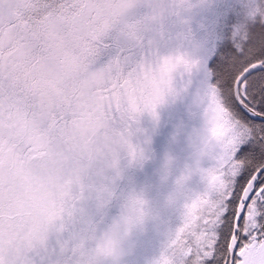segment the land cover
Instances as JSON below:
<instances>
[{"label": "snow or ice", "instance_id": "snow-or-ice-1", "mask_svg": "<svg viewBox=\"0 0 264 264\" xmlns=\"http://www.w3.org/2000/svg\"><path fill=\"white\" fill-rule=\"evenodd\" d=\"M0 264H264V0H0Z\"/></svg>", "mask_w": 264, "mask_h": 264}, {"label": "rangeland", "instance_id": "rangeland-1", "mask_svg": "<svg viewBox=\"0 0 264 264\" xmlns=\"http://www.w3.org/2000/svg\"><path fill=\"white\" fill-rule=\"evenodd\" d=\"M164 118L165 119L168 118L167 112H165ZM168 131H169L168 128H162L160 135L155 138V147H156L157 151H159L162 148L163 143H164V138H165ZM147 171L150 173L151 169L149 168ZM141 179H143V177H141Z\"/></svg>", "mask_w": 264, "mask_h": 264}]
</instances>
